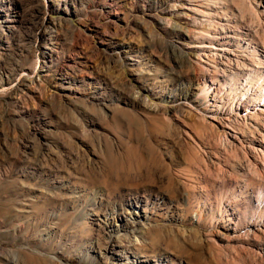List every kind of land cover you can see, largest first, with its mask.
<instances>
[{
    "label": "rangeland",
    "instance_id": "374dc122",
    "mask_svg": "<svg viewBox=\"0 0 264 264\" xmlns=\"http://www.w3.org/2000/svg\"><path fill=\"white\" fill-rule=\"evenodd\" d=\"M255 46L264 0H0V264H264Z\"/></svg>",
    "mask_w": 264,
    "mask_h": 264
},
{
    "label": "bare ground",
    "instance_id": "6f19581e",
    "mask_svg": "<svg viewBox=\"0 0 264 264\" xmlns=\"http://www.w3.org/2000/svg\"><path fill=\"white\" fill-rule=\"evenodd\" d=\"M225 38H235V37H232V36H227V37H225ZM242 40V39H241ZM252 49L255 51V52H258L259 53V56L262 58H264V55L262 54V51H260V49H259V47L258 46H255V47H252ZM262 63V62H261ZM260 64V63H259ZM248 93L250 92V90H248L247 91ZM250 95V94H249ZM248 95V96H249ZM244 100V99H243ZM256 101V106H255V108H258V109H260L261 111H262V107H264V103H262V100H260V99H255ZM245 102V101H244ZM134 219L136 220V221H141V220H147L148 219V214L146 213V212H136L135 213V215H134ZM134 220V221H135ZM133 225H132V227H135L134 225H135V223H132ZM136 231L138 232V235L140 236V235H142L143 233H144V226H140L139 228H136ZM135 236L134 237V239L133 240H131V245L133 246V244L134 243H140V241H139V236ZM135 240V241H134ZM136 245V244H135Z\"/></svg>",
    "mask_w": 264,
    "mask_h": 264
}]
</instances>
